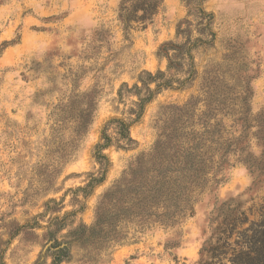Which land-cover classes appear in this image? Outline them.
<instances>
[{"label": "rangeland", "instance_id": "rangeland-1", "mask_svg": "<svg viewBox=\"0 0 264 264\" xmlns=\"http://www.w3.org/2000/svg\"><path fill=\"white\" fill-rule=\"evenodd\" d=\"M120 1L0 0V264H52L60 246V264H196L216 205L264 201V0H204L206 30L183 0H163L152 23L127 35ZM186 41L194 46L168 69L162 44ZM158 71L176 82L130 125L135 143L102 151V167L93 147L103 128L133 118V86ZM175 126L181 139L211 133L217 164L225 139L242 138L228 165H212L192 213L141 230L105 201L91 235L71 234L95 222L129 163ZM105 130L116 136L113 124Z\"/></svg>", "mask_w": 264, "mask_h": 264}, {"label": "trees", "instance_id": "trees-1", "mask_svg": "<svg viewBox=\"0 0 264 264\" xmlns=\"http://www.w3.org/2000/svg\"><path fill=\"white\" fill-rule=\"evenodd\" d=\"M183 1L189 6V15L194 11L198 25H202V29L206 30L209 24L207 17L211 15L201 6L204 0ZM162 6L163 0H121L117 13L125 34L127 35L135 24L144 29L152 23ZM186 23L189 29L190 23ZM179 32L189 33L181 27ZM192 46L194 44L191 41L162 44L160 50L167 54L168 69L172 68L171 64L178 54ZM170 50L174 52L173 57L169 55ZM144 75L146 79L142 81V87L133 86L136 101L128 110V114L133 118L110 119L93 147V157L102 167L108 164V159L102 151L113 142L117 148L124 149L135 143L129 133L130 125L139 119L145 104L153 98L156 91L171 88L176 82L173 77H167L160 71L156 74L144 72ZM150 83L155 84L153 89L149 87ZM121 91L122 88L119 90V96ZM109 124L114 125L115 137L106 133L105 129ZM203 126L206 127V123ZM206 132L208 131L200 134L191 132L187 134L188 137L181 139L183 136H179V129L175 126L169 132L171 138L159 133L151 149L129 163L120 179L103 195L96 210L95 222L89 227L77 228L71 234H82L85 231L91 235L102 218L100 207L105 201L113 205V208L116 206L119 219L128 216L130 220L139 223L141 230L154 223L172 226L182 215L191 214L195 197L210 186L212 178L209 174L213 166H218L220 162L228 165L227 156L241 152L238 144L240 145L242 138L232 135L225 139L226 149L217 164L214 160L215 152L205 148V144L214 138L211 133ZM243 206L244 202L223 201L214 207L210 230L200 248L196 264H264V201L250 206L248 211ZM108 215L109 213L106 216ZM67 254L68 246L58 247L52 254V264H60Z\"/></svg>", "mask_w": 264, "mask_h": 264}]
</instances>
